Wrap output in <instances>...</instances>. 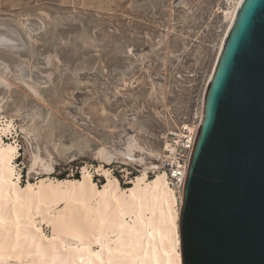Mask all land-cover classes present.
Returning <instances> with one entry per match:
<instances>
[{
  "label": "rangeland",
  "instance_id": "rangeland-1",
  "mask_svg": "<svg viewBox=\"0 0 264 264\" xmlns=\"http://www.w3.org/2000/svg\"><path fill=\"white\" fill-rule=\"evenodd\" d=\"M233 4L0 0V28L21 38L18 50L0 47V126L10 125L2 138L17 148L16 180L26 185L81 177L86 167L101 186L105 176L96 170L102 166L127 187L140 164L119 156L105 161L97 151L121 150L131 135L158 154L140 155L151 177L163 151L162 133L200 115ZM37 217L50 237L52 226Z\"/></svg>",
  "mask_w": 264,
  "mask_h": 264
},
{
  "label": "bare ground",
  "instance_id": "bare-ground-1",
  "mask_svg": "<svg viewBox=\"0 0 264 264\" xmlns=\"http://www.w3.org/2000/svg\"><path fill=\"white\" fill-rule=\"evenodd\" d=\"M233 1L203 95L199 126L217 60L243 2ZM0 47L18 50L21 38L13 29L1 27ZM8 127L0 126V264H182L177 191L164 172L150 177L151 166L140 156L148 151L155 157V151H146L132 135L121 150L97 151L105 161L119 156L140 164V174L129 179L127 187L102 166L96 170L105 176L101 186L86 167L79 179H41L21 185L13 161L17 148L4 144L2 138ZM181 199L180 204L183 194ZM60 203L63 207L57 209ZM37 216L52 226L50 237L36 224ZM67 236L76 243H66ZM93 244L99 245L97 250Z\"/></svg>",
  "mask_w": 264,
  "mask_h": 264
},
{
  "label": "water",
  "instance_id": "water-1",
  "mask_svg": "<svg viewBox=\"0 0 264 264\" xmlns=\"http://www.w3.org/2000/svg\"><path fill=\"white\" fill-rule=\"evenodd\" d=\"M179 229L182 264H264V0H243L217 60Z\"/></svg>",
  "mask_w": 264,
  "mask_h": 264
},
{
  "label": "built area",
  "instance_id": "built-area-1",
  "mask_svg": "<svg viewBox=\"0 0 264 264\" xmlns=\"http://www.w3.org/2000/svg\"><path fill=\"white\" fill-rule=\"evenodd\" d=\"M200 117L201 112L195 120L183 121L175 128L162 133L160 138L163 142V155L158 160L159 169L150 172L151 175L155 174L154 172H164L180 198L183 194Z\"/></svg>",
  "mask_w": 264,
  "mask_h": 264
},
{
  "label": "trees",
  "instance_id": "trees-1",
  "mask_svg": "<svg viewBox=\"0 0 264 264\" xmlns=\"http://www.w3.org/2000/svg\"><path fill=\"white\" fill-rule=\"evenodd\" d=\"M73 178L79 179L80 177L78 176V173H76V174H75V177H73ZM60 179H66V178L62 177V178H60ZM119 182H120V181H119ZM120 184H121V183H120Z\"/></svg>",
  "mask_w": 264,
  "mask_h": 264
}]
</instances>
